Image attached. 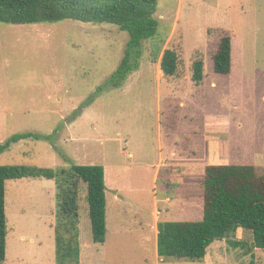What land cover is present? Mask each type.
<instances>
[{"label": "rangeland", "instance_id": "1", "mask_svg": "<svg viewBox=\"0 0 264 264\" xmlns=\"http://www.w3.org/2000/svg\"><path fill=\"white\" fill-rule=\"evenodd\" d=\"M155 17V39L143 42L139 66L119 86L110 80L130 39L119 26L0 23V144L41 135L12 142L0 164L59 171L7 182L2 264L59 263L57 180L74 164L104 167L107 198V240L95 243L81 185L79 264H264V250L245 254L226 240L202 261L162 260L149 240L156 198L159 221L202 219L210 160L264 171V0H159ZM224 33L232 38L228 74L215 72L213 60ZM167 48L181 58L172 78L160 69ZM199 57L205 77L196 85L191 65ZM230 238L250 242L251 233Z\"/></svg>", "mask_w": 264, "mask_h": 264}, {"label": "trees", "instance_id": "2", "mask_svg": "<svg viewBox=\"0 0 264 264\" xmlns=\"http://www.w3.org/2000/svg\"><path fill=\"white\" fill-rule=\"evenodd\" d=\"M159 0H0V23L33 24L67 19L92 23H112L129 33L125 56L110 84L121 85L139 66L142 44L155 39L159 21L155 15ZM214 70L228 74L232 69V38L220 36L213 56ZM181 63L177 50H164L160 69L165 78L178 75ZM192 80L200 85L205 77V61L199 57L191 65ZM36 137L31 132L15 135L0 144V153L12 142ZM58 178L56 242L58 264H79V194L85 185L93 241L105 243L108 235L105 169L102 165H72ZM59 171L26 164H0V264L7 255L6 184L21 178L55 179ZM199 204L201 220L159 221L158 254L162 260L202 261L210 245L226 240L245 254L264 250V171L251 164H210L206 166L203 194ZM238 229L251 233V241L230 238ZM253 264V262L251 263Z\"/></svg>", "mask_w": 264, "mask_h": 264}, {"label": "crops", "instance_id": "3", "mask_svg": "<svg viewBox=\"0 0 264 264\" xmlns=\"http://www.w3.org/2000/svg\"><path fill=\"white\" fill-rule=\"evenodd\" d=\"M214 162H211V160L208 162V164H213ZM163 165V164H162ZM159 175H160V170L159 169H156L155 170V178H154V183H155V186L157 185L158 183V178H159ZM156 195V194H155ZM156 198V197H155ZM169 199V198H168ZM161 210L159 205H158V200L157 198L155 199V221H154V224L151 226L152 229H154V233H153V236H149V240H154V243H155V246L158 250V233H159V229H158V213L161 212L159 211Z\"/></svg>", "mask_w": 264, "mask_h": 264}]
</instances>
